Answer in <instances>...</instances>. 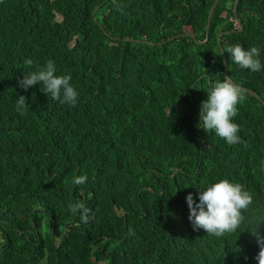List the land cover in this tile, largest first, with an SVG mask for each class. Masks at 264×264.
<instances>
[{"label": "trees", "instance_id": "16d2710c", "mask_svg": "<svg viewBox=\"0 0 264 264\" xmlns=\"http://www.w3.org/2000/svg\"><path fill=\"white\" fill-rule=\"evenodd\" d=\"M235 1L220 0L205 43H161L183 32L205 40L214 0H0V264H258L264 103L243 91L238 144L198 126L211 84L225 78L217 37L234 29ZM238 15L244 30L224 35L223 48L256 46L264 65V0H240ZM226 56L231 78L264 99V67ZM49 60L71 76L74 107L39 83L19 86ZM222 179L253 202L235 232L209 236L193 229L186 197L199 203V189ZM77 202L87 223L69 208Z\"/></svg>", "mask_w": 264, "mask_h": 264}, {"label": "clouds", "instance_id": "9594fccd", "mask_svg": "<svg viewBox=\"0 0 264 264\" xmlns=\"http://www.w3.org/2000/svg\"><path fill=\"white\" fill-rule=\"evenodd\" d=\"M234 29L238 30L239 28L234 26ZM224 52L230 54L231 60L242 69L259 72L264 67L260 60V50L256 46L245 49L237 43L225 48ZM24 63L30 67L33 61L26 59ZM70 81V75H56L54 62L49 60L46 66L40 67L36 71L25 72L23 79L19 81V86L27 90L39 83L42 85L41 92L46 93L51 99L74 107L77 104L79 93ZM243 100V90L235 85L228 76H225L223 81H215L207 92V99L201 102L198 126L209 133L214 132L229 145L240 143L241 139L238 135L240 126L233 122V118L238 114L237 104L242 103ZM27 104V97L21 95L17 98L16 110L20 115L25 114ZM86 180V176H77L73 179V183L80 185ZM198 199L199 203L191 193L186 197L190 210L189 220L193 229L202 228L207 232V235L216 237H221L228 232H235L244 220L242 211H247L253 202L251 193L245 190L243 185L230 182L228 179L210 184L204 190L199 189ZM69 208L73 213L80 212L81 220L84 223L88 222L90 210L83 202L70 204ZM251 234L255 236L260 249L255 259L258 264H264V234L258 230Z\"/></svg>", "mask_w": 264, "mask_h": 264}, {"label": "water", "instance_id": "95a60500", "mask_svg": "<svg viewBox=\"0 0 264 264\" xmlns=\"http://www.w3.org/2000/svg\"><path fill=\"white\" fill-rule=\"evenodd\" d=\"M239 1L240 0H236L235 3H234V7H233V14H234V17L238 20L239 22V25H240V29L237 30V29H232V30H226V31H221L219 34H218V42H219V46H220V49H221V53H222V56H223V61H224V75L225 76H228L231 81L237 85L240 89H242L243 91H246L247 93L257 97L261 102L264 103V99L261 97V95L256 92L255 90L251 89V88H248L246 86H243L239 83H237L236 81H234L230 74H229V69H228V59H227V56H226V53L224 52V48H223V45H222V37L226 34H231V33H236L238 31H243L244 30V24H243V21L242 19L239 17L238 15V4H239ZM105 1H103L100 5H98L94 11H93V15L96 16V13H97V10L99 9L100 6H102V4H104ZM220 2V0H214V3L212 4L211 6V9H210V12H209V15H208V22H207V36H206V39L205 40H198L195 35L191 34L190 32H183V33H179V34H176V35H172L170 36L169 38H167L166 40L162 41L161 43H166V42H169V41H172V40H175V39H179L180 37H183V36H188V37H191L192 39H195L197 43H205L208 39H209V33H210V27H211V22H212V18H213V14L215 12V9L218 5V3ZM105 33L107 34H110L107 30H104ZM111 35V34H110ZM113 38H119V37H116V36H112ZM125 41H134V42H148L150 44H156L157 42L155 41H148V40H142V39H136V38H132V37H126L124 38ZM262 170H263V174H264V159H263V164H262Z\"/></svg>", "mask_w": 264, "mask_h": 264}, {"label": "built area", "instance_id": "2783aa9c", "mask_svg": "<svg viewBox=\"0 0 264 264\" xmlns=\"http://www.w3.org/2000/svg\"><path fill=\"white\" fill-rule=\"evenodd\" d=\"M235 28H239V24L236 19L232 18Z\"/></svg>", "mask_w": 264, "mask_h": 264}]
</instances>
